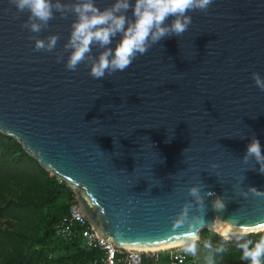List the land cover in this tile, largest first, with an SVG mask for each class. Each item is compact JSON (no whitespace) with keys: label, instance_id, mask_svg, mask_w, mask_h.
I'll list each match as a JSON object with an SVG mask.
<instances>
[{"label":"water","instance_id":"1","mask_svg":"<svg viewBox=\"0 0 264 264\" xmlns=\"http://www.w3.org/2000/svg\"><path fill=\"white\" fill-rule=\"evenodd\" d=\"M113 2L94 0L101 10ZM188 15L183 35L94 79L87 63L65 67L74 15L54 13L32 33L28 12L0 0V132L65 181L96 233L120 248L182 245L204 229L222 237L218 227L264 232V196L249 189L264 191V174L242 159L253 136L264 153V91L252 79H264V0H213ZM50 35L52 52L34 49L30 37ZM102 50L93 45V57Z\"/></svg>","mask_w":264,"mask_h":264},{"label":"clouds","instance_id":"2","mask_svg":"<svg viewBox=\"0 0 264 264\" xmlns=\"http://www.w3.org/2000/svg\"><path fill=\"white\" fill-rule=\"evenodd\" d=\"M17 13L28 12L26 22L22 27L32 33H39L48 27L50 20L54 19V13H59L63 18L71 13L75 19L71 23L70 35L63 45L68 51L65 67L75 71L81 63L89 65V74L94 79H103L105 75H112L126 70L138 55H144L152 45L160 43L169 37H178L188 30L192 20L188 15L191 11L207 12L213 0H114L104 9L98 8L94 0H75L72 3L62 4L60 0H9ZM131 11V18L126 15ZM171 18V19H170ZM170 23H166L169 21ZM119 35L120 39L112 45L113 39ZM34 40V49L37 51L52 52L58 43L59 37L50 35L46 39L30 37ZM103 49L97 56L92 55V46ZM60 54H58V60ZM252 79L257 88L264 91V79L253 72ZM245 162L249 159L258 165L256 169L264 174V153L260 141L253 136L246 145L242 158ZM216 167L215 164L212 165ZM252 189L255 195L264 196V191ZM206 196L214 197L212 209L216 212L225 208L224 200L216 196L214 192L207 191ZM188 195L193 197L197 205L203 204L201 188L197 186L188 189ZM185 205L180 213L184 218L188 212ZM179 221L173 227L180 226ZM250 230L231 231L222 235L224 243L235 241L241 250V260L250 264H264V236L257 242L246 237ZM200 237L196 232L185 239L182 250L186 255L196 256L199 251ZM203 248L207 250L204 256L205 264H215L216 256L224 253L223 244L213 247L210 240L203 242Z\"/></svg>","mask_w":264,"mask_h":264},{"label":"trees","instance_id":"3","mask_svg":"<svg viewBox=\"0 0 264 264\" xmlns=\"http://www.w3.org/2000/svg\"><path fill=\"white\" fill-rule=\"evenodd\" d=\"M74 201L65 181L42 168L13 137L0 132V264H89L101 257L100 250L83 248L80 238L64 240L56 233V224L68 216ZM206 232L201 231L199 241L206 240ZM262 236L264 232L246 239L257 242ZM231 243L235 250L220 256L250 264L241 260L235 241ZM46 250L52 255L47 256Z\"/></svg>","mask_w":264,"mask_h":264},{"label":"built area","instance_id":"4","mask_svg":"<svg viewBox=\"0 0 264 264\" xmlns=\"http://www.w3.org/2000/svg\"><path fill=\"white\" fill-rule=\"evenodd\" d=\"M55 230L64 240L81 239V245L85 249H97L102 252L101 257L94 258L89 264H143L144 259L158 262L164 253L169 264H197L199 254L186 255L182 245L173 248L155 251H143L120 248L111 244L109 238H101L93 229L89 221L80 213L76 199L69 206L68 216L59 221Z\"/></svg>","mask_w":264,"mask_h":264},{"label":"rangeland","instance_id":"5","mask_svg":"<svg viewBox=\"0 0 264 264\" xmlns=\"http://www.w3.org/2000/svg\"><path fill=\"white\" fill-rule=\"evenodd\" d=\"M205 237H206V240H210L212 242L214 248L223 244V246L225 248V252L232 253V251L235 250L234 245L231 243L234 241H229L227 243H224V241L222 240V237L219 236L218 234L212 232V231L207 230V232L205 233ZM217 237H220L221 240H219ZM198 243H199L198 254L200 256L199 257L200 261L198 264H205L204 256L207 255L208 253H207V250L203 248V242L198 241ZM46 254H47V256H51L52 251L46 250ZM42 264H52V263H47L46 261H43ZM143 264H166V262L160 261L158 263H156V262L153 263V261L150 262V261L144 259ZM215 264H238V262L237 261L232 262V261L225 259L224 257H221L220 255H218V256H216Z\"/></svg>","mask_w":264,"mask_h":264},{"label":"bare ground","instance_id":"6","mask_svg":"<svg viewBox=\"0 0 264 264\" xmlns=\"http://www.w3.org/2000/svg\"><path fill=\"white\" fill-rule=\"evenodd\" d=\"M217 230L221 233V234H225V233H228V232H231L227 229H223L221 227H218ZM178 246H181V245H174V246H164V247H160V248H156V249H139V250H143V251H155V250H160V249H167V248H173V247H178Z\"/></svg>","mask_w":264,"mask_h":264},{"label":"crops","instance_id":"7","mask_svg":"<svg viewBox=\"0 0 264 264\" xmlns=\"http://www.w3.org/2000/svg\"><path fill=\"white\" fill-rule=\"evenodd\" d=\"M165 257H167L164 253H162V258H161V260L160 261H164V258ZM168 259V258H167ZM160 261H158V262H160ZM151 262V261H150ZM158 262H156V263H158ZM154 263V262H153ZM166 264H169V260H168V262H166Z\"/></svg>","mask_w":264,"mask_h":264}]
</instances>
